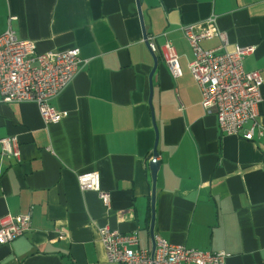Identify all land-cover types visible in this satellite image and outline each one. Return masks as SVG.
<instances>
[{
	"label": "crops",
	"instance_id": "obj_1",
	"mask_svg": "<svg viewBox=\"0 0 264 264\" xmlns=\"http://www.w3.org/2000/svg\"><path fill=\"white\" fill-rule=\"evenodd\" d=\"M0 0V33L8 24L38 51L78 47L81 65L51 100L62 113L44 123L33 102L0 101V137L14 135L20 159L0 153V218L30 212V230L0 244V264H119L108 261L98 227L153 235L188 248L229 253L225 264H264V135L221 134L201 105L181 26L215 16L227 49L252 46L246 71L262 77L257 121L264 125V0ZM165 32L178 55L173 78L143 36ZM163 36L155 39L159 47ZM219 39L203 40L204 49ZM154 58L156 66L154 67ZM97 171L108 207L81 191L77 175Z\"/></svg>",
	"mask_w": 264,
	"mask_h": 264
},
{
	"label": "built area",
	"instance_id": "obj_2",
	"mask_svg": "<svg viewBox=\"0 0 264 264\" xmlns=\"http://www.w3.org/2000/svg\"><path fill=\"white\" fill-rule=\"evenodd\" d=\"M8 19L6 29L0 33V101L5 103L33 102L44 123H57L62 113L51 105L55 98L73 79L80 68L78 47L63 50L38 51L30 40L17 37ZM183 36L193 51L188 69L199 87L201 105L215 115L222 134L239 135L247 140L264 135V125L257 121L261 101L262 77L259 70L246 71L244 57L253 52L252 46L235 45L227 49L226 32L220 30L215 16L201 23L181 26ZM163 36L157 47L155 39ZM216 37L219 44L204 49L200 42ZM152 52H159L171 76L180 75L178 55L166 38V33L146 34L144 38ZM0 153L19 161V143L14 135L0 137ZM81 191L97 192L102 204L109 206V193L101 190L97 171L77 175ZM30 230V212L6 215L0 218V244H6ZM99 239L108 261L119 264H225L229 253L188 248L155 236L154 248L141 245L135 232L120 233L109 226L98 227Z\"/></svg>",
	"mask_w": 264,
	"mask_h": 264
},
{
	"label": "water",
	"instance_id": "obj_3",
	"mask_svg": "<svg viewBox=\"0 0 264 264\" xmlns=\"http://www.w3.org/2000/svg\"><path fill=\"white\" fill-rule=\"evenodd\" d=\"M136 3V7H137V13H138V17L140 20L141 25L143 26V19H142V13H141V9H140V3L141 0H135ZM143 36L144 38L146 37V33L145 30L143 28ZM156 66V58H154V67L152 69V71L150 72L149 75V82H151V75L155 69ZM151 96H152V89H151V84H150V92H149V97H148V103L150 106V110H151V117H152V123H153V127H154V132H155V140H154V146L152 149V156L153 158L151 159V161L149 162V167H150V173H151V180H152V187H151V208H152V214H151V221H150V227H149V231H150V235L152 238V249L154 248V235H153V222H154V191H155V180H156V173L159 167V163L158 161L155 159L158 156V152H157V141H158V132H157V127L154 121V116H153V109H152V105H151Z\"/></svg>",
	"mask_w": 264,
	"mask_h": 264
},
{
	"label": "trees",
	"instance_id": "obj_4",
	"mask_svg": "<svg viewBox=\"0 0 264 264\" xmlns=\"http://www.w3.org/2000/svg\"><path fill=\"white\" fill-rule=\"evenodd\" d=\"M69 264H72V263H69Z\"/></svg>",
	"mask_w": 264,
	"mask_h": 264
}]
</instances>
